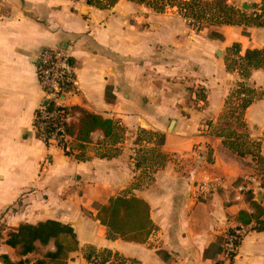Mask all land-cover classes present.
<instances>
[{
    "label": "crops",
    "instance_id": "1",
    "mask_svg": "<svg viewBox=\"0 0 264 264\" xmlns=\"http://www.w3.org/2000/svg\"><path fill=\"white\" fill-rule=\"evenodd\" d=\"M261 2L228 0L235 9L249 6L248 14ZM174 9L157 13L130 0L106 9L83 0H0V264L43 260L19 256L5 240L22 224L46 221L76 235L66 264L95 256L114 264H264V231L254 222L242 227L232 263L221 255L238 214L252 215V202L264 211V70L243 80L227 69L248 50H264V27L195 33ZM51 48L67 50L76 68L64 101L72 124L79 110L99 115L115 123L114 137L95 132L89 143L74 140L68 154L35 137L43 101L35 62ZM242 82L253 97L243 129L227 104ZM200 184L212 189L199 195ZM131 197L149 207L153 230L142 243L101 222L116 220L111 209Z\"/></svg>",
    "mask_w": 264,
    "mask_h": 264
},
{
    "label": "trees",
    "instance_id": "2",
    "mask_svg": "<svg viewBox=\"0 0 264 264\" xmlns=\"http://www.w3.org/2000/svg\"><path fill=\"white\" fill-rule=\"evenodd\" d=\"M118 0H93L87 5H94L101 9L111 8ZM140 5L149 7L157 13H163L167 9L175 8L179 14L187 20H196L200 23L205 14H212L209 18V25L214 26H245V27H264V0L257 6V11L253 14L235 9L228 4V0H130ZM235 68L240 72L243 80L249 75L251 70H264V50H248L245 53L241 63L236 61L232 65H227L228 70ZM233 99V100H232ZM252 91L244 83H240L238 90L231 96L229 109L232 115L237 114V125L245 128L240 120L243 112L252 103ZM232 105V106H231ZM73 113L74 111L71 110ZM80 118L77 124H72L69 129V135L74 140L86 144L90 142V135L95 132H101L106 139L115 136L116 126L110 119H105L86 111L79 110ZM231 136V135H229ZM238 137V136H237ZM230 137H227L229 139ZM226 145V144H225ZM230 146V145H229ZM242 155V154H241ZM120 205V206H119ZM254 213L249 215L240 212L237 216L238 228L248 227L255 223L253 228L256 232L264 231V211L256 202L251 203ZM119 210H117V208ZM118 211L116 220L108 223L105 219L101 222L108 226L109 230L127 242L142 243L153 230V225L149 220V207L140 199L131 197L117 202L111 212ZM110 209L103 212L105 217ZM224 240V238H223ZM5 244L14 249L19 256L25 257L29 254H40L43 260H38L34 264H45L44 259H48L52 264H66L68 255L77 251L78 243L73 229L68 225H63L55 221H46L37 225L22 224L16 231L9 232ZM37 245L39 247H37ZM53 245L54 251L42 252ZM103 262L107 261L101 259ZM232 260H229L232 263ZM29 263V261H25Z\"/></svg>",
    "mask_w": 264,
    "mask_h": 264
},
{
    "label": "built area",
    "instance_id": "3",
    "mask_svg": "<svg viewBox=\"0 0 264 264\" xmlns=\"http://www.w3.org/2000/svg\"><path fill=\"white\" fill-rule=\"evenodd\" d=\"M83 1L88 4L93 0ZM75 70L72 56L62 48L41 50L35 62L36 78L42 90L43 101L34 114L33 131L35 137L45 146L55 147L65 154L71 151L74 141L68 129L75 119V113L64 106V101L75 89ZM211 189V184H200L196 187V192L203 195ZM244 233L242 227L233 228L225 233L221 251L224 260L235 257ZM89 264H114V262H103L99 256H95Z\"/></svg>",
    "mask_w": 264,
    "mask_h": 264
},
{
    "label": "rangeland",
    "instance_id": "4",
    "mask_svg": "<svg viewBox=\"0 0 264 264\" xmlns=\"http://www.w3.org/2000/svg\"><path fill=\"white\" fill-rule=\"evenodd\" d=\"M169 11H170V13H174V14L178 13L179 14V12H178L177 9L169 10ZM249 14H253V12L250 11ZM211 15L212 14H205L204 18H202V20H201L200 23L196 22V20H194V19L193 20L192 19L191 20H188L189 21V26L192 29V31L195 32V33H197L196 32L197 28H199V31H200V30H203V28L209 27L210 26L209 25V23H210L209 18L212 17Z\"/></svg>",
    "mask_w": 264,
    "mask_h": 264
},
{
    "label": "water",
    "instance_id": "5",
    "mask_svg": "<svg viewBox=\"0 0 264 264\" xmlns=\"http://www.w3.org/2000/svg\"><path fill=\"white\" fill-rule=\"evenodd\" d=\"M254 7H255V6L252 5V8H254ZM241 8H242V10H248L250 7L247 6V5H243Z\"/></svg>",
    "mask_w": 264,
    "mask_h": 264
}]
</instances>
